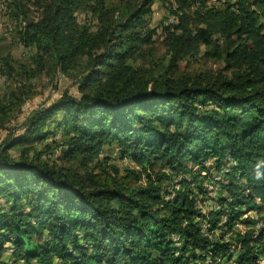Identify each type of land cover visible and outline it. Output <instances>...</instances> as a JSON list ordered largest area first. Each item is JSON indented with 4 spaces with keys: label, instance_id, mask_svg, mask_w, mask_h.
Wrapping results in <instances>:
<instances>
[{
    "label": "trees",
    "instance_id": "trees-1",
    "mask_svg": "<svg viewBox=\"0 0 264 264\" xmlns=\"http://www.w3.org/2000/svg\"><path fill=\"white\" fill-rule=\"evenodd\" d=\"M155 1L171 7L167 0H11V16L23 20L18 43L34 51L33 71L75 75L79 97L64 94L32 111L21 134L0 143V264H183L171 234L182 254L226 249L194 223L193 188L202 191L208 159L228 170V183L217 186L230 195L218 196L223 209L209 213L212 224L224 210L239 217L232 206L264 201V0L220 7L176 0L175 23L142 32ZM163 35L168 65L137 67L135 58ZM202 48L223 69L178 75L179 63ZM2 60L12 72L10 59ZM12 105L0 103V129ZM110 149L133 168L121 175L109 165ZM56 150L55 162L43 158ZM5 244L13 253L3 259Z\"/></svg>",
    "mask_w": 264,
    "mask_h": 264
},
{
    "label": "rangeland",
    "instance_id": "rangeland-1",
    "mask_svg": "<svg viewBox=\"0 0 264 264\" xmlns=\"http://www.w3.org/2000/svg\"><path fill=\"white\" fill-rule=\"evenodd\" d=\"M167 1L170 4L172 2L170 0ZM205 4L208 7H213L214 5L220 7L224 3L218 0L216 2L213 0H205ZM11 6V0H0V59H10V67L12 68V72H10L7 69L8 67L6 68L0 65V103L11 102L13 104L11 106V111L8 114L7 122H5L4 126L0 129V143L7 136H18L21 134L22 124L32 111L50 104L61 98L64 94L72 97H79V78L75 75H64L56 71L51 72L52 69L48 72L45 71L43 74L33 71L34 65L32 63V56L34 51L25 49L18 43L17 31L23 20L22 18L14 19L11 16ZM174 6L176 9L170 10L168 6H164L155 1L148 17L147 25L142 32L155 28L159 29L160 26L168 24L170 17H172V11L177 10V5L175 4ZM28 7L30 10L29 18H35L38 14L36 8L31 4H28ZM78 20L80 23H89L90 26L95 25L94 20L86 15H79ZM156 37L157 36H154L152 38V45L145 47L144 50H142V53L135 58V65L137 67L151 70L152 68L162 69L168 65L169 59L163 43L165 36L163 35L159 38ZM207 51L206 48H202L197 58L187 59L179 63L178 75H194L206 72L217 73L221 71L224 67V62L219 58L206 56ZM4 60H2L3 64L5 62ZM29 69L32 70L28 71ZM58 117H60V115ZM57 139L59 140L60 138L57 137ZM39 146L40 145H37V149ZM107 153L112 159L109 165L117 167L121 175H124L125 169L133 168V165L127 160L124 162L115 160V150L110 149ZM43 158L49 162H55V159L59 158V151L56 150L54 156L46 155ZM202 166L204 167V170L201 172V179H199L198 183V185L201 186L202 191L199 193L193 188V191L195 192L194 209L196 215H194V223L196 228L201 234L203 233L205 236L212 237L215 240L222 239L226 236L231 237L233 234H237L240 230L244 234L242 239L239 241L237 240L242 244L238 256L245 259L246 262L248 258H251L249 260H252L254 258L257 259L263 257L264 250L262 251L261 244H264V239L256 242V244H254V242L250 243L246 241L252 239V231L257 222L262 224L260 231H264V201H261L258 198L254 199L252 204H255L256 207L253 208H248L246 205L240 208L232 206L233 212L240 213L239 217L233 219L231 215L228 214L229 212L224 210L226 213L222 215L218 221L212 224L209 213L223 209L218 196L221 197L222 195L223 198H229L230 196L227 191H223L217 186V183L223 185L228 183L225 176L228 170L225 166L222 167L220 171L216 170L214 160L212 159L205 161ZM193 168L194 170L198 169L196 166H193ZM243 183L244 182H242V184ZM239 185H241V183H239ZM244 189L246 190V188ZM246 194L248 195V193ZM250 211L256 213L257 222L251 220L252 216H250ZM247 247L252 248L250 252L246 250ZM4 249L5 252L3 259L10 257L13 253V249L9 244H5ZM183 258L182 261L183 264H185L186 260ZM6 260L9 262V259ZM16 264L23 263L17 262Z\"/></svg>",
    "mask_w": 264,
    "mask_h": 264
},
{
    "label": "built area",
    "instance_id": "built-area-1",
    "mask_svg": "<svg viewBox=\"0 0 264 264\" xmlns=\"http://www.w3.org/2000/svg\"><path fill=\"white\" fill-rule=\"evenodd\" d=\"M170 1L172 2H171V7L169 9L175 10L176 7L174 5L176 4V0H170ZM188 1H192V0H188ZM213 1L216 2L217 0H213ZM221 1L223 3H228L233 6L236 4L237 0H221ZM175 22H176L175 16L170 17L169 23H175ZM259 24L262 27V32L264 33V16L260 17ZM246 193L249 194L250 191L246 189L245 196H247ZM250 212H251L250 216H252L251 220H255L257 222L256 213L253 211H250ZM261 227H262V224L260 222H257L252 231L253 233L252 239H249L251 242H256V241H260L261 239L262 240L264 239V237H262L263 231L262 230L260 231ZM243 234L244 233L239 230L237 234H233L231 237L226 236V237H223L222 239L215 240L212 237L205 236L202 233V237L208 239L213 244L216 243L220 245L222 244L226 245V249L221 250L220 252H216L214 250L215 249V245H214V246L208 247L206 251H201L200 249H196L194 250L193 255H192V251L185 255L180 252L179 247L181 246L182 243H181V239L179 236H177L176 234H171L170 239L174 243V245L178 248L179 251L177 252V254L181 256V259L185 256L183 258L186 260L185 264H264V256L259 257L257 259L254 258L252 260H247V262L245 261V259H241L238 256V253H239V250L242 244L238 242L237 240L239 238H242Z\"/></svg>",
    "mask_w": 264,
    "mask_h": 264
}]
</instances>
